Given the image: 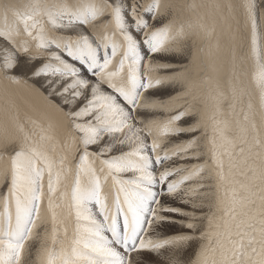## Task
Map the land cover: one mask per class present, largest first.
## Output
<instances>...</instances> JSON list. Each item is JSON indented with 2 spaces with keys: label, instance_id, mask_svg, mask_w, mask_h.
I'll return each instance as SVG.
<instances>
[{
  "label": "snow or ice",
  "instance_id": "obj_1",
  "mask_svg": "<svg viewBox=\"0 0 264 264\" xmlns=\"http://www.w3.org/2000/svg\"><path fill=\"white\" fill-rule=\"evenodd\" d=\"M0 264H264V0L0 11Z\"/></svg>",
  "mask_w": 264,
  "mask_h": 264
},
{
  "label": "bare ground",
  "instance_id": "obj_2",
  "mask_svg": "<svg viewBox=\"0 0 264 264\" xmlns=\"http://www.w3.org/2000/svg\"><path fill=\"white\" fill-rule=\"evenodd\" d=\"M21 3L22 0H0V11H3L13 5H19Z\"/></svg>",
  "mask_w": 264,
  "mask_h": 264
}]
</instances>
